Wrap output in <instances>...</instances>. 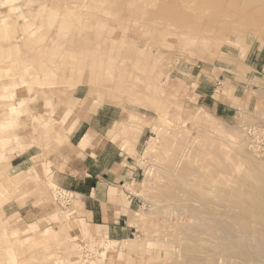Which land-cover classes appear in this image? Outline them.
I'll return each mask as SVG.
<instances>
[{"label":"rangeland","instance_id":"1","mask_svg":"<svg viewBox=\"0 0 264 264\" xmlns=\"http://www.w3.org/2000/svg\"><path fill=\"white\" fill-rule=\"evenodd\" d=\"M0 102V264H264V0H0ZM102 108L134 172L120 239L57 183Z\"/></svg>","mask_w":264,"mask_h":264},{"label":"crops","instance_id":"2","mask_svg":"<svg viewBox=\"0 0 264 264\" xmlns=\"http://www.w3.org/2000/svg\"><path fill=\"white\" fill-rule=\"evenodd\" d=\"M205 80L208 82V79ZM195 91L202 105L217 117L223 120L236 117L234 107L223 99H214V90L207 89L201 81H198ZM103 110L99 109L94 118L81 121L72 130L68 142L70 147L77 145L87 134L91 135L93 141L83 150L80 165L70 168L67 175L57 179V183L79 197L84 213L93 225L105 228L107 235L113 239H120L126 227L120 224L124 214L116 213L125 209L123 201L128 196L126 186L133 181L134 172L128 165V156L123 149L108 139V131L112 130L116 120ZM33 148L15 155L9 161L8 172L17 176L28 170L31 159L37 155V152H30Z\"/></svg>","mask_w":264,"mask_h":264},{"label":"bare ground","instance_id":"3","mask_svg":"<svg viewBox=\"0 0 264 264\" xmlns=\"http://www.w3.org/2000/svg\"><path fill=\"white\" fill-rule=\"evenodd\" d=\"M43 8V7H42ZM43 10V9H42ZM20 16H21V18L20 19H22V20H20L19 19V17H15V18H13L12 20H11V24L13 25V27H14V25L16 24V25H20V27L21 26H26L28 29L29 28H31L30 30H28L27 28H26V30H23L22 32H21V34H19L18 36H12L11 38H10V42L12 43V45H14L15 47H17L18 48V46H17V44H18V42H20V40H26L27 38H28V36H34L35 34H38L39 33V30H37V31H35V28H33V23H31L30 22V19L29 18H27L28 16L26 15V13H21L20 14ZM32 18V17H31ZM20 22H21V24H20ZM29 23H31V26H27ZM6 26V25H5ZM19 32V31H18ZM46 36V35H45ZM14 37V38H13ZM36 37V35L34 36V38ZM33 39V38H32ZM41 39V38H40ZM41 50V49H40ZM41 57V56H40ZM92 66V65H91ZM44 75V74H43ZM47 76H49L48 74L46 75V78H47ZM21 77V76H20ZM20 77H10V78H8V83L7 84H4L3 83V87H7V86H11V87H15V88H17L16 86L18 85V83L20 82L19 81V78ZM50 77V76H49ZM45 78V77H44ZM96 78H98V76L96 77ZM42 80V79H41ZM47 83V82H46ZM19 89V88H18ZM54 89V88H53ZM16 89H14L13 91H15ZM13 91L12 92H10L11 94L13 93ZM17 91V90H16ZM44 95V94H43ZM32 96V95H31ZM42 97V96H41ZM48 99V98H47ZM44 100H45V98H44ZM1 103V102H0ZM1 104H3V103H1ZM54 105V104H53ZM2 107V109L0 110V113L1 114H4L5 115V112H7V111H5L6 109H7V107L6 106H1ZM52 107V106H51ZM79 109V108H78ZM3 112V113H2ZM10 112H15V113H19V112H21V108H19V107H11V109H10ZM2 123V120H0V124ZM3 123H4V121H3ZM87 138H88V140H90L89 139V137H88V134L81 140V143H80V146H85L86 145V143H87ZM82 209H83V207H82ZM82 211H85L84 209L82 210ZM103 253H105V252H103Z\"/></svg>","mask_w":264,"mask_h":264},{"label":"built area","instance_id":"4","mask_svg":"<svg viewBox=\"0 0 264 264\" xmlns=\"http://www.w3.org/2000/svg\"><path fill=\"white\" fill-rule=\"evenodd\" d=\"M65 199H66V200H65ZM65 199H64V200L66 201V202H65V204H66V203H68V202H69V198H68V197H66Z\"/></svg>","mask_w":264,"mask_h":264}]
</instances>
